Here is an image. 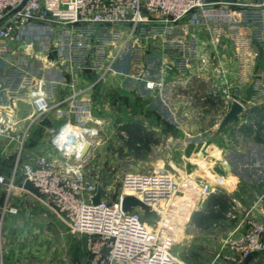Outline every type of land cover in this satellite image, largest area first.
<instances>
[{"label":"crops","instance_id":"crops-1","mask_svg":"<svg viewBox=\"0 0 264 264\" xmlns=\"http://www.w3.org/2000/svg\"><path fill=\"white\" fill-rule=\"evenodd\" d=\"M205 2L206 5L202 9L189 16L194 17L190 20L193 24H177L172 28L175 33L170 36L172 40L168 47L157 52L163 54L166 49L167 54L169 52L176 54L175 58L182 57L187 61L188 45L195 47L199 55L204 52H215L219 56L215 68L220 69V72L215 70L213 74L204 76L199 72H188L187 69L163 70V78L166 79L167 85L173 80L178 82V102L176 107L172 106V110L168 105L171 93L168 92L165 99L156 91L146 88L144 79L138 74L110 72L99 79V74L92 70L79 73V69L76 68L78 74H72L75 68L66 61L63 64L68 63V65L63 69L61 67L63 65L57 64L61 52L65 51L59 43L65 41L67 36L58 27L47 24L28 27L21 33L22 45L19 48L17 45H10L9 48L13 49L12 53H18L19 56L29 55L34 62H37L36 64L43 67L48 65L45 59L49 60L50 64L46 68L55 69L52 68L51 73L41 74L39 78L46 79L54 88L52 93L54 102L78 92L76 101L68 100L53 110L52 120L79 117L92 125L98 123L101 129L119 128L122 133L127 125L142 138L139 140L132 137L133 143L149 140L160 145L163 144L164 137H170L167 140L174 146L178 144L196 150L193 154H196L198 161L208 157L215 158L214 170L226 178L228 173L235 174L234 164L242 160L246 162L243 167L250 172L252 169V176L257 178L258 182L264 183V140L261 141V138L264 139V41L254 43L257 52L253 53L254 47L249 40H239L235 43L240 50L238 53L235 52V45L227 37L228 32L239 29L238 23L241 22L245 12L250 13L257 9V12H263L264 16V0H205ZM245 27L250 29V26ZM45 35L51 38L40 43L39 48L34 51L32 38H41ZM173 46L176 47L175 53L171 50ZM53 50H57V54L51 59L49 53ZM114 51L116 50L113 49ZM154 51L148 50L147 53L150 55ZM6 52L8 55L11 53L8 50ZM164 59H168L170 64L177 62V60L175 62L169 60V55ZM25 62L28 63L29 60ZM6 65L8 66V62L5 57L0 56V69H5ZM60 68L67 72L65 78L58 76ZM75 76L76 84L72 86ZM22 77L28 79L27 86L36 80L28 72H24ZM180 82L182 84H179ZM224 83L232 84L231 92L244 104L245 111L222 133L215 134L218 124L212 126L206 121H201L195 125L185 118L177 125L170 120L177 114L185 117L186 113L192 111L200 113L208 110L211 112L223 110L225 108L223 95L221 92H214V89L216 86L223 87ZM183 84L189 85L191 89L196 87V93H199L201 99L198 102L189 101L187 96L189 93L185 90L187 88L180 87ZM2 92L0 97H6L10 102L9 105L13 99V105L11 104L10 107L15 110L19 118L24 119L30 115L31 97L28 90L21 95L7 90ZM189 96L195 99L193 95ZM227 108L229 107L223 110V114L226 113ZM123 116H128L126 117L128 119H123ZM51 126L52 124L42 123L32 126L31 136L25 146L24 161L40 155L53 156L50 145ZM208 131H211L210 140L204 136ZM154 137L157 142L152 141ZM256 137L259 143H255ZM17 146L16 139L8 142L0 141V176L11 177ZM208 147L211 149L209 153H207ZM92 150L93 146L87 154V160H90ZM198 166L201 167V164L199 163ZM25 182L23 176L17 175L16 184L12 189H9L6 183H0V259L2 258L5 264H73L74 255L80 254L79 258L82 262L86 258L84 249L87 248L83 238L87 236L74 235L76 237L73 238V234L67 230L59 216L45 206L38 199L36 191L26 187ZM228 186L226 188L228 192L235 189L233 184ZM203 199L208 201L209 196ZM5 206L16 208L17 212L3 211ZM249 211L264 220V190L258 197L257 204ZM81 238L83 241L79 242Z\"/></svg>","mask_w":264,"mask_h":264},{"label":"built area","instance_id":"built-area-1","mask_svg":"<svg viewBox=\"0 0 264 264\" xmlns=\"http://www.w3.org/2000/svg\"><path fill=\"white\" fill-rule=\"evenodd\" d=\"M205 5V0H0V56L7 53L10 45L18 48L22 45L20 36L26 28L47 24L60 28L66 40L71 41L72 51L68 52V48L67 52L75 70L69 73L78 74L76 68L79 73L92 70L102 79L111 71H117L116 67L132 53L135 55L130 65L134 63L139 68L134 74L144 79L146 88L154 90L160 83L148 72L150 64L146 66L142 54L167 48L172 40L170 36L175 33L172 28L183 24ZM92 47L97 49L94 54L90 52ZM186 50L188 56L196 53L200 74L220 72L215 68L218 53L199 55L190 45ZM167 52L165 49L160 57L164 70L180 68L185 71L191 67L189 59L182 57L170 64L164 59L169 55ZM65 73L60 68L58 76L65 78ZM74 79L72 86L77 77ZM161 88L159 95L165 98L166 90ZM53 89L46 79L35 80L29 90L32 114L27 118L11 121L0 111V141L11 136L18 142L11 177L0 176V183L12 189L17 175L30 180L37 189L38 199L59 216L70 232L87 234L90 255L81 264H177L169 248L143 220L141 210L135 208L125 212L121 205L123 194H134L151 205L152 210H157L158 205L173 207L182 190L173 174L162 169L125 172L120 196L111 201L112 187L107 180L95 179L88 173L85 168L87 155L82 154L85 142L91 147L95 145L99 129L72 118L63 119L58 127H50L53 156L40 155L24 161L32 126L46 117L52 120L53 110L66 101H76L78 92L54 102ZM224 92L226 100L223 99L230 105L235 97L228 89ZM18 123L21 124L19 128ZM99 182H104L105 189L101 202L93 204L91 198ZM224 182L222 177L217 178L216 183L202 182L194 191L199 197H208L221 191ZM6 210L17 212L13 207L5 206L3 211ZM225 249L229 254H225ZM255 253H264V220L250 219L248 229L240 237L230 236L218 256L236 264ZM0 264H5L2 258Z\"/></svg>","mask_w":264,"mask_h":264},{"label":"rangeland","instance_id":"rangeland-1","mask_svg":"<svg viewBox=\"0 0 264 264\" xmlns=\"http://www.w3.org/2000/svg\"><path fill=\"white\" fill-rule=\"evenodd\" d=\"M262 14L263 12H257V9L250 11V13L245 12L242 15L241 22L238 23L239 29L235 30V32H228L227 37L230 38L229 40L235 45L237 41L247 39L254 47L253 53L257 52L256 45L254 43L264 41V16ZM192 17L193 16L188 17L189 19L187 18L183 24H193V21L190 22L191 19H194V17ZM188 20L189 22H187ZM245 26H250V29H246ZM63 34H65V32H63ZM50 38L51 36L49 37L47 35L42 36L41 38H32L34 39L33 50L36 51L39 48L38 46L40 43H44L45 40ZM69 40L65 39V41H61L59 43L60 47L65 49V51L61 52V56L57 61V64L63 65L61 66L63 69L66 65H68V63L71 65L73 64L71 57L68 56V52L72 51L70 45L71 41ZM76 47L78 48V46ZM68 48L70 51L67 50ZM171 48L174 52L176 47L173 46ZM112 49L113 48L110 50ZM234 49L235 52L240 51L236 45L234 46ZM6 50L11 53L10 55L7 53V55L3 54V57H5V60L8 62V66L6 65L5 69H0V95L3 93V90H7L18 95L23 94L26 90L29 91L33 87L34 83L27 86L28 79L22 77L24 72H28L32 78L39 79L41 74L51 73V69L54 68H46L50 64L48 62L49 60L45 59L47 62L46 64L48 65L43 67L36 64L37 62H34V59H32L29 55L23 54L22 56H19L18 53H12L13 49L11 48H7ZM96 50L97 49L92 47L90 52L94 54ZM155 51L150 55L144 52L142 54V58L146 63V66L150 64L148 72L154 75L157 83H160V85L156 86V88L152 91H156V93L160 94L159 89L162 86L163 89L166 90L165 99L167 93L170 92L171 94L169 93L168 105L171 106L169 108L172 110V106L176 107V102H178V82L173 80L170 85L165 83L166 79L163 78L164 75L162 74L164 66L162 67L160 61L161 53ZM168 54L169 60L175 62L176 54H170V52ZM134 55L132 53H128L124 62L116 67L118 70L111 72L131 75L139 71V68H136L134 63L130 65V60L134 57ZM138 55L141 56V54ZM192 55L193 54H190L188 57L190 61L189 65L191 67L186 71L199 72L201 66L198 64V57L196 56V53H194L193 56ZM25 60H29V62L27 63ZM65 61L68 63L64 65L63 62ZM209 69H206V71ZM100 70L101 68H99V71ZM236 83L237 82H234V84ZM179 84L182 83L180 82ZM224 84L225 85L223 87L216 86L214 92H221L223 98L226 100L224 89H228L229 92L232 93V84ZM180 87L187 88L185 90L189 93L187 95L189 101L198 102V100L201 99L199 93H196V87L191 89L189 85L184 84L180 85ZM204 94H206V91ZM11 95L13 96V94ZM189 95H193L195 99L189 98ZM233 96L237 98L236 95ZM225 100L224 111L227 106L229 107V104H226ZM9 103L10 102L6 97H0V111L3 112L6 119L17 122L22 118H19L17 113H15V110L8 106ZM30 107L32 113V106L30 105ZM27 109L28 108H26V110ZM223 110H214L213 112L208 110L201 111L200 113L192 111L186 113L185 117L184 115L177 114L175 118H171L170 120H173V122L177 125L182 123L186 118L188 121L195 123V125L199 124L197 122L206 121L209 125L216 126L224 115ZM81 115H83V113ZM126 117L128 116H123L122 118L128 119ZM74 119L84 122L83 119L79 117ZM84 123L89 124L87 122ZM20 125L21 124H19L18 128L21 127ZM94 126L99 129V135L95 145L93 146L91 158L86 161L85 168L95 179L108 181L112 187L111 201H116L120 196L122 191V178L125 172L139 171L142 169H162L170 172L175 176L182 187V190L179 193L180 196L177 199L178 202H174L172 205L173 207H170L169 209L165 205H163V207L158 205L157 210L151 211H143L139 208L142 212L141 214L143 220L152 232L157 234L159 241L169 248L175 257L177 264H233L225 257L218 256V253L225 244L226 240L230 236L236 238L240 237L244 231L248 229L250 219L263 220L256 215H253V213L249 210L257 204V199L264 190V183L261 181L258 182L259 180L252 176V169L250 172L249 169L243 167V164H246L245 161H236L234 164L235 174L228 173V178H226L214 170L213 166H215V162L213 160L215 158L208 157L206 159H202V161H198L195 157L196 154H193L196 150L191 149L190 147L180 146L178 144L174 146L172 142L167 140L170 139V137H164L165 140L163 144L160 145H156L149 140H144L140 143H133L132 133L134 130L127 125H125L126 128H124L123 133L118 130L119 128L115 130H109L107 128L101 129L98 123ZM204 136L210 140L211 131L205 132ZM154 139L156 138L154 137ZM2 140L8 142L11 140V136L3 138ZM263 140L264 139L261 138V141ZM255 143H259V139H257V137ZM207 150V153L211 152L209 147ZM198 162L201 164V167L198 166ZM230 175L234 176L231 177ZM219 177L226 180L221 184L223 189L215 193L220 194V196H224L221 203L216 204L214 202H210V198L214 194L209 196V200L207 201L204 199L202 200L203 197L207 198L206 196L199 197V195H197L194 191L196 187H200L202 182H208L210 184L216 183V179ZM232 184L235 186V189L233 188L234 190L229 192L226 191V188L229 187L228 185ZM155 208L156 205L154 206V209ZM70 233L73 234V238L76 237L74 235H79L81 237H85L86 235L88 237L87 234L81 235L73 232ZM87 237L83 238L86 242L85 240L83 241L82 238L79 239V242L83 241L84 244H87ZM84 251L86 257L90 255L88 248L84 249ZM224 252L225 254H229V250L227 249H225ZM79 256L80 254L74 255L73 264L81 263V258H79ZM120 264L127 263L122 262ZM236 264H264V253L252 254L247 259Z\"/></svg>","mask_w":264,"mask_h":264},{"label":"water","instance_id":"water-1","mask_svg":"<svg viewBox=\"0 0 264 264\" xmlns=\"http://www.w3.org/2000/svg\"><path fill=\"white\" fill-rule=\"evenodd\" d=\"M56 54H57V50H53L52 52L49 53V58L54 59ZM11 104L13 105V99L11 100ZM244 111H245L244 104L236 98L233 99L232 102L230 103L228 110L226 111V113L218 123V126L215 130V134L222 133V131ZM63 121H64L63 119L51 120L50 118L46 117L41 123L44 125L52 124L54 127H58L61 123H63ZM90 149H91V144L89 142H85L82 148L83 156L87 155ZM25 185L29 189H32L37 192L35 185L30 180H26ZM104 189H105L104 182H99L97 184V190L91 198L93 204H98L101 202ZM121 205L123 211L125 212H129L131 209H135V208H140L143 211L152 210L151 205H149L148 203L143 201L140 197L134 194H123L121 198Z\"/></svg>","mask_w":264,"mask_h":264},{"label":"trees","instance_id":"trees-1","mask_svg":"<svg viewBox=\"0 0 264 264\" xmlns=\"http://www.w3.org/2000/svg\"><path fill=\"white\" fill-rule=\"evenodd\" d=\"M132 137L133 138H137L139 140H142L141 136L139 134H137L135 131H134V133H132ZM152 141L153 142H157V139H153ZM223 199H224V196H220V194H214V195L211 196L210 202L211 203L214 202V203L217 204V203H221L223 201Z\"/></svg>","mask_w":264,"mask_h":264},{"label":"bare ground","instance_id":"bare-ground-1","mask_svg":"<svg viewBox=\"0 0 264 264\" xmlns=\"http://www.w3.org/2000/svg\"><path fill=\"white\" fill-rule=\"evenodd\" d=\"M155 206V205H154ZM120 263H122V262H119L118 264H120Z\"/></svg>","mask_w":264,"mask_h":264}]
</instances>
